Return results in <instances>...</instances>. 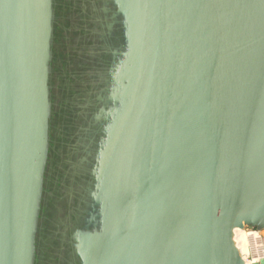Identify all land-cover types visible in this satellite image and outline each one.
<instances>
[{"label":"water","instance_id":"obj_1","mask_svg":"<svg viewBox=\"0 0 264 264\" xmlns=\"http://www.w3.org/2000/svg\"><path fill=\"white\" fill-rule=\"evenodd\" d=\"M47 2L0 0V264H32L35 249L50 110ZM130 7L134 89L120 189L76 253L82 264H246L236 230L264 229V130L255 136L264 129V0Z\"/></svg>","mask_w":264,"mask_h":264},{"label":"trees","instance_id":"obj_2","mask_svg":"<svg viewBox=\"0 0 264 264\" xmlns=\"http://www.w3.org/2000/svg\"><path fill=\"white\" fill-rule=\"evenodd\" d=\"M130 1L47 2L52 12L47 81L50 110L39 226L35 237L36 258L44 252L39 249L41 231L44 236H49L50 221L54 220L50 210L55 212L61 206L63 216L74 219L76 227L65 242L60 233L53 235L55 242L51 250L48 248L46 261L41 264H80L76 253L78 237L97 227L101 216H108L115 208L114 198L120 189L123 133L134 89L129 67L135 59ZM56 37L60 42H55ZM61 43L65 48L68 76H62L60 81L57 77L59 84L56 87L52 81L57 73L54 72L55 60ZM56 94H60L58 98L69 106L63 103L59 110L56 109ZM82 163L87 167L85 175L73 176ZM49 165L51 181L50 193H47ZM46 194L50 195L49 205ZM54 229L59 231L56 226ZM50 255H54L55 262L50 260Z\"/></svg>","mask_w":264,"mask_h":264},{"label":"flooded vegetation","instance_id":"obj_3","mask_svg":"<svg viewBox=\"0 0 264 264\" xmlns=\"http://www.w3.org/2000/svg\"><path fill=\"white\" fill-rule=\"evenodd\" d=\"M55 42L56 43H58V42H60V39L59 38H55ZM60 49H61V51L62 52H60ZM60 49H58L57 50V57H56V60H55V69H54V72L55 71H57V73L55 72L54 73V76H53V81H52V84L54 83V85L57 87L58 86V84H59V82H58V80H57V77H58V79H59V81L60 80H62V76H64V77H66V76H68V72H67V69H66V59H65V57H64V54H65V48H64V46L62 45V43H61V46H60ZM65 90H66V87H64V91H63V93L65 94ZM58 96H60V94H56V96H55V99H56V101H57V103H58V106L56 107V109H60V107H61V105L63 104V103H67V102H65L64 100H60L59 98H58ZM67 105V107L69 106V104L67 103L66 104ZM81 105L83 106L84 105V103L82 102L81 103ZM66 110H67V108H65ZM57 138L59 139V136H57ZM92 140V139H91ZM50 160V159H49ZM48 168H49V173H48V175H47V178H46V181H47V184H48V186H47V190H48V192L47 193H50V181H51V179H50V165L48 166ZM80 169H76L74 172H73V176H79V177H81L82 175H85V169L87 168L86 166H84V164L82 163V164H80V167H79ZM80 171H81V174H80ZM45 199H46V201L48 202V204L47 205H49V203H50V195L49 194H46L45 195ZM59 209L61 210V212H62V214L59 212L60 210H57V211H55L54 212V210H50V213L52 214L53 213V217L55 218V216H56V214L57 213H59L61 216H62V218L61 219H59V222L61 223V227L60 226H58L57 224H55L54 223V220H52V221H50V231H55V232H58V233H60L61 235H62V237H61V240L63 241V242H65L66 240H67V238L69 237V234H70V231H72L73 229H75V227H76V221H74V219H72V220H70V219H67V218H65L64 216H63V211H64V209H62V207L60 206L59 207ZM47 217H48V215L47 214H45V219L47 220ZM54 226H56L58 229H59V231H57V230H55L54 229ZM62 230V231H61ZM61 231V232H60ZM42 236H43V238H42ZM45 244H44V235H43V232L41 233V236H40V245H39V249H41L42 251H44L43 252V254L40 256V258H38V260H40V264H41V262L43 261V258H45L46 256H47V254H46V252L47 251H49V250H47L46 248H45V246H44Z\"/></svg>","mask_w":264,"mask_h":264},{"label":"rangeland","instance_id":"obj_4","mask_svg":"<svg viewBox=\"0 0 264 264\" xmlns=\"http://www.w3.org/2000/svg\"><path fill=\"white\" fill-rule=\"evenodd\" d=\"M47 36V28L45 27V26H43L42 28H39L38 27V34H37V37H40L41 38V40H43V38L44 37H46ZM263 116H264V114H263ZM263 126H262V123L260 122L259 123V125L257 126V129H256V131H255V136L256 135H261V134H263ZM260 141V140H259ZM258 141V142H259ZM257 142V143H258ZM255 150H256V146L255 147H253V151H252V154L255 152ZM87 182L89 183L90 182V177L88 176L87 177ZM43 181H44V179H43ZM92 183H94V178L92 179ZM43 184V183H42ZM41 193V192H40ZM39 210H40V208H39ZM39 210H38V217L36 216V218H38L39 219ZM59 212H61V210L59 211ZM62 218V216L59 214V213H57L56 214V216H55V218H54V223L55 224H57L58 226H60L61 227V223L59 222V219H61ZM95 222V221H94ZM92 224H94V223H92ZM95 224H96V222H95ZM37 226H39L38 225V223L36 224ZM251 226H246L245 228H243L242 230H240L239 232H238V236H239V233H240V239H241V248H242V252H243V250H244V248H245V233L244 232H249V231H251ZM44 229V228H43ZM243 230H244V232H243ZM62 231V230H61ZM60 231V232H61ZM109 231V230H108ZM36 232H37V228H36ZM36 232H35V234H34V236L36 237ZM49 232V236H44V246H45V248L48 250V248L50 247V250H51V248H52V244L55 242V238L53 237V235L54 234H57L58 232H55V231H48ZM111 232V231H110ZM41 233H42V231H41ZM79 236V235H78ZM247 237H248V239H249V242L251 241L250 240V236L249 235H247ZM42 238H43V236H42ZM54 246H55V244H54ZM52 256H54V255H52ZM52 256L50 255L49 257H50V260H52L53 262H55L54 260H53V258H52ZM47 257V256H46ZM46 257H45V259H43V261L41 262V263H43V262H45L46 261ZM57 263V262H56ZM32 264H40V260H38L37 258H36V253H35V249H34V252H33V254H32ZM80 264H82L81 262H80Z\"/></svg>","mask_w":264,"mask_h":264},{"label":"built area","instance_id":"obj_5","mask_svg":"<svg viewBox=\"0 0 264 264\" xmlns=\"http://www.w3.org/2000/svg\"><path fill=\"white\" fill-rule=\"evenodd\" d=\"M263 230L257 228H251V231L247 232L250 237V242L247 245L246 253L241 255L244 258L246 264H264V233Z\"/></svg>","mask_w":264,"mask_h":264},{"label":"crops","instance_id":"obj_6","mask_svg":"<svg viewBox=\"0 0 264 264\" xmlns=\"http://www.w3.org/2000/svg\"><path fill=\"white\" fill-rule=\"evenodd\" d=\"M253 228V227H252ZM242 230V229H237L236 230V241L238 243V246L240 248V250L242 251V248H241V239H240V233H239V236H238V232ZM238 231V232H237ZM244 231V230H243ZM263 233H264V230H263ZM243 253V252H242Z\"/></svg>","mask_w":264,"mask_h":264},{"label":"bare ground","instance_id":"obj_7","mask_svg":"<svg viewBox=\"0 0 264 264\" xmlns=\"http://www.w3.org/2000/svg\"><path fill=\"white\" fill-rule=\"evenodd\" d=\"M244 232V231H243ZM245 233V248H244V250H243V253L245 254L246 253V249H247V245L249 244V239H248V237H247V235H248V233H246V232H244ZM251 237V236H250Z\"/></svg>","mask_w":264,"mask_h":264}]
</instances>
